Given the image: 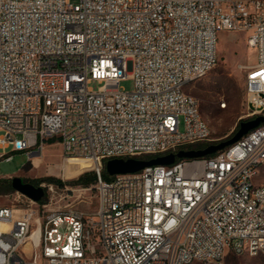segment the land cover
Instances as JSON below:
<instances>
[{"label": "built area", "instance_id": "2783aa9c", "mask_svg": "<svg viewBox=\"0 0 264 264\" xmlns=\"http://www.w3.org/2000/svg\"><path fill=\"white\" fill-rule=\"evenodd\" d=\"M221 30L245 33L256 51L245 116L264 115L261 1L0 0V164L60 144L63 161L96 164L98 198L91 213L42 212L24 194L30 203L0 206V264H219L252 237L264 254V186L253 177L264 121L213 154L104 177L109 159L211 140L186 86L217 64Z\"/></svg>", "mask_w": 264, "mask_h": 264}, {"label": "rangeland", "instance_id": "374dc122", "mask_svg": "<svg viewBox=\"0 0 264 264\" xmlns=\"http://www.w3.org/2000/svg\"><path fill=\"white\" fill-rule=\"evenodd\" d=\"M256 61V51L247 45L245 33L219 31L217 64L208 73L186 86V91L197 98L200 112L212 130L211 140L202 142L203 144L230 137L239 128L240 122L248 119L245 116L246 80ZM92 86L97 88L98 84L93 83ZM121 87L132 90L134 80H122ZM222 101L227 102V107L221 106ZM63 165L60 144L46 145L34 160H30L26 151L13 152L10 169L6 170L0 164V206L30 203L26 196L12 186V177L20 176L24 181L45 189L44 197L38 202L42 212L67 210L71 207L87 213L95 211L98 206L95 182L85 186L77 181L81 175L95 172L92 163L80 158L78 164ZM67 170L71 172L70 175H65ZM254 181L264 185V164L256 171ZM43 204L47 206L44 208ZM225 264H264V254H236L230 251Z\"/></svg>", "mask_w": 264, "mask_h": 264}, {"label": "water", "instance_id": "95a60500", "mask_svg": "<svg viewBox=\"0 0 264 264\" xmlns=\"http://www.w3.org/2000/svg\"><path fill=\"white\" fill-rule=\"evenodd\" d=\"M263 121L264 115H258L254 118L242 120L240 122L239 128L230 137L217 142H212L201 148L181 149L177 153L172 152L149 159L135 157L112 158L106 162V170L110 175H114L118 173L135 172L150 165L172 164L177 160V158H197L207 156L235 143L242 136L248 133L251 129L257 127ZM39 154L40 153L38 151L35 153V155ZM3 166L6 170L10 169L4 164ZM12 186L15 190L35 201H40L45 195V189L42 186H36L30 182H26L20 176L12 177Z\"/></svg>", "mask_w": 264, "mask_h": 264}, {"label": "bare ground", "instance_id": "6f19581e", "mask_svg": "<svg viewBox=\"0 0 264 264\" xmlns=\"http://www.w3.org/2000/svg\"><path fill=\"white\" fill-rule=\"evenodd\" d=\"M253 1H261L262 4H264V0H253ZM205 74L206 73H204V75ZM221 106L224 107V108L227 107V102L226 101H222L221 102ZM199 114H201L200 109H199ZM203 127H204V129H209V134H212L211 127H210L209 123L207 122V120L204 117H203ZM32 144L33 145H40L41 144V135H33ZM23 151H26L29 154V158H30V150H23ZM87 160L92 163V168H95L96 164L93 161L89 160V159H87ZM79 162H80V157H72V158H69V159L65 160L64 161V165L65 166H70V165L78 164ZM262 164H264V159L260 160L257 163V165L254 166L253 177H254L256 171L259 169V167ZM70 174H71V172L68 171V170L65 172V175H70ZM260 186H264V185L260 184ZM260 244H262V237H252L251 241H250V243L248 245V248L244 249V253H240V254L255 255L258 252V246ZM188 251H190V244H183V246H180V254H187ZM195 262H199L200 264H208V259H195ZM225 263H226V261H219V264H225ZM182 264H191V262H183Z\"/></svg>", "mask_w": 264, "mask_h": 264}, {"label": "trees", "instance_id": "16d2710c", "mask_svg": "<svg viewBox=\"0 0 264 264\" xmlns=\"http://www.w3.org/2000/svg\"><path fill=\"white\" fill-rule=\"evenodd\" d=\"M208 143H206V144H203V143H199V144H196V145H194L193 147H195V148H201V147H205L206 145H207ZM104 177L106 178V179H111V175L105 170L104 171ZM96 173L95 172H93V173H90V174H84V175H81L78 179H77V181L79 182V183H82V184H84L85 186H89V185H91L92 183H94L95 181H96ZM58 182H60L61 184H63L62 183V181H60V180H58ZM0 187H1V185H0ZM1 190V189H0Z\"/></svg>", "mask_w": 264, "mask_h": 264}, {"label": "crops", "instance_id": "0c3cea01", "mask_svg": "<svg viewBox=\"0 0 264 264\" xmlns=\"http://www.w3.org/2000/svg\"><path fill=\"white\" fill-rule=\"evenodd\" d=\"M6 166L10 168V167H11V164H8V165H6Z\"/></svg>", "mask_w": 264, "mask_h": 264}]
</instances>
